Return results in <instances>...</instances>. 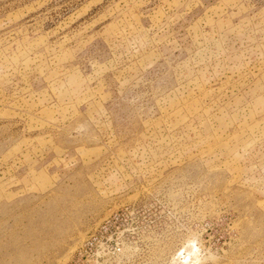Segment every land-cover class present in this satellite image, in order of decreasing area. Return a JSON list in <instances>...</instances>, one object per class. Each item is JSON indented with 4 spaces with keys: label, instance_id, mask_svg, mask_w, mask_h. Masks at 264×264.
<instances>
[{
    "label": "rangeland",
    "instance_id": "1",
    "mask_svg": "<svg viewBox=\"0 0 264 264\" xmlns=\"http://www.w3.org/2000/svg\"><path fill=\"white\" fill-rule=\"evenodd\" d=\"M0 264H264V0H0Z\"/></svg>",
    "mask_w": 264,
    "mask_h": 264
}]
</instances>
